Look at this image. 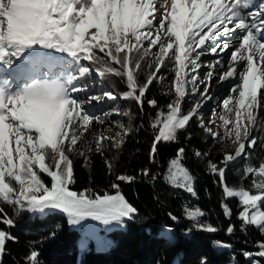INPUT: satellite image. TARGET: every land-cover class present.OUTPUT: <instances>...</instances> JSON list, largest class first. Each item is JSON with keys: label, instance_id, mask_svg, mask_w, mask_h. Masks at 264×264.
<instances>
[{"label": "snow or ice", "instance_id": "snow-or-ice-1", "mask_svg": "<svg viewBox=\"0 0 264 264\" xmlns=\"http://www.w3.org/2000/svg\"><path fill=\"white\" fill-rule=\"evenodd\" d=\"M254 3L255 0H160L158 7L157 0H0V63L10 67L26 47L35 45L67 53L77 62L76 71L63 82L37 81L14 95L0 87V201L12 205L18 213L47 214L58 210L71 225L98 221L107 226L135 219L138 210L124 197L117 182L111 184L114 194L100 195L90 189L77 192L70 188L75 184L73 153L85 157L87 162L93 153L103 155L108 143L115 149L122 148L127 136L137 130L128 111L123 115L130 118L129 123L126 126L117 121L120 131L115 137L91 130L93 121L101 124L104 121L85 105L107 103L117 97L111 92L92 95L88 85L81 82L93 73L99 77L114 74L127 84L128 91L122 98L136 101L141 110L153 81L166 86V94L175 96L156 112L151 122L156 133L150 153L153 161L157 144L175 141L177 133L186 129L194 118L207 135L218 138L223 147L233 149L225 153L223 166L209 160L208 169L220 178L224 197L239 199L242 229L251 225L264 234V210H261L264 160L259 167H245L244 176H252L250 188L224 183L229 162L248 155L246 146L264 149V122L258 121L259 111L264 107V40L261 39L264 3L249 12L248 17L243 14ZM237 30L241 35L227 65L219 59L213 61L202 78L200 57L205 52L216 56L227 52L233 47L229 38ZM209 42L213 46L209 47ZM145 67L146 80L140 83L138 73ZM165 67L173 73L167 85L164 75H157ZM214 78L218 82L236 81L222 101L219 120L223 134L213 132L209 126L217 123L215 110L207 124L201 114V109L212 99L209 88ZM200 85L204 86L202 90ZM189 94H199V99L184 111L182 104ZM147 103L152 108L158 107L155 99ZM112 112L120 113V109L113 108L103 115ZM250 129L260 135H251ZM85 134H90L92 139L78 148ZM184 153V148L178 149L176 158L169 161L164 180L196 196L195 177L182 163ZM195 155L207 154L197 151ZM106 163L112 173L113 164ZM41 174L50 183H45ZM143 174L147 176L148 171L144 170ZM134 179L116 175L119 182L131 183ZM222 207L230 218L231 209L227 204ZM184 212L199 229L217 231L210 224L200 223L204 215L201 209L185 206ZM169 216L176 219L171 213ZM2 222L9 226L14 223L6 216ZM170 231L165 230L164 238H170ZM233 231L230 224L227 233ZM9 239H13L9 233L0 231V257ZM214 244L228 246L219 241ZM258 246L261 251L257 255L264 257V242ZM243 255L248 258L252 254ZM37 256L36 251L31 252L30 264H37ZM201 264L206 261L202 260Z\"/></svg>", "mask_w": 264, "mask_h": 264}, {"label": "trees", "instance_id": "trees-1", "mask_svg": "<svg viewBox=\"0 0 264 264\" xmlns=\"http://www.w3.org/2000/svg\"><path fill=\"white\" fill-rule=\"evenodd\" d=\"M260 3H264V0H255L252 8L244 9L245 17L255 11ZM261 39L264 40V36ZM208 46L213 45L209 42ZM57 52L39 45L26 47L10 67L0 63V87L7 93H18L34 82L47 78L65 81L76 71L77 62L72 56H60ZM223 54L216 56L205 52L200 57V71L204 69L203 59L213 62ZM147 73L146 67L138 73L140 83L145 82ZM160 74L165 77V85L171 82L173 73L168 67L161 68L157 75ZM81 83L88 85V92L92 95L111 92L117 97L115 101L85 105L104 121L103 124L93 121V132L104 131L106 136L115 137L120 131L116 122L126 126L129 123L130 118L123 115L125 111L131 113L132 125L137 130L127 136L122 148L115 149L108 143V149L103 155L93 153L87 162L85 157L73 153L71 158L75 184L70 185V188L77 192L90 189L100 195L105 192L111 194L114 193L111 184L117 182L121 193L138 210V214L134 220H126L124 228L115 227L108 231L111 242L107 248H96L95 242L90 239L79 260L80 230L67 222L65 214L58 210L47 214L29 211L18 213L15 207L0 201V208H3V212H0V228L13 238L6 241L0 264H30L28 258L32 251L38 253L37 264H201L202 260L206 264H255V261L264 264V257L257 255L261 251L258 245L264 242V234L251 225L242 229V221L238 218L241 210L239 199L224 197L220 178L208 169L209 160L223 166L221 161L229 147H223L222 143L217 142L218 138L207 135L194 118L186 129L177 133L175 141H161L157 144L153 161L150 153L156 133L150 126L151 122L160 108H165L175 99L174 95L166 94L167 87L153 81L145 93V103L141 110L136 101L122 98L128 88L125 79L121 77L114 74L99 77L93 73ZM151 99L157 101V108L148 105L147 101ZM198 99L199 94L187 95L182 104L183 110L187 111ZM116 107L120 113L103 115ZM258 121L264 122V107L259 111ZM251 135L260 133L251 129ZM91 139L90 134H85L84 140L77 147L82 148L85 141ZM180 148L185 150L182 163L195 177L196 196L170 186L164 180L169 161ZM197 151L207 155L197 157ZM246 151L248 155L229 162L225 170L224 183L230 187L243 185L246 189L250 188L252 176L245 177L244 169L248 165L259 167L264 160V149L259 146L254 149H247L246 146ZM107 161L114 166L112 173L108 170ZM144 170L148 171L147 176L143 174ZM120 174L135 179L131 183L116 181V175ZM41 176L45 183H50L44 174ZM224 204L232 211L230 218L224 214ZM185 206L201 209L204 215L200 217V223L210 224L217 231L199 229L186 217ZM261 207L264 210V203H261ZM169 213L176 219H171ZM5 216L14 221L12 226L2 222ZM230 224L234 226L232 234L227 233ZM166 228L171 230L173 237L164 238ZM216 241L228 246H216ZM245 252L252 255L245 258Z\"/></svg>", "mask_w": 264, "mask_h": 264}, {"label": "rangeland", "instance_id": "rangeland-1", "mask_svg": "<svg viewBox=\"0 0 264 264\" xmlns=\"http://www.w3.org/2000/svg\"><path fill=\"white\" fill-rule=\"evenodd\" d=\"M159 3H160V0H157L158 7H159ZM239 35H241V34L238 32V30L232 34V36L229 38V43L231 45H233V47H230L227 50V52H225L219 58V60H221L222 63H224L225 65H227V62L229 61L231 52L234 50V46H236L238 44L237 37ZM57 54L60 56L61 55H69L67 53H62L59 51L57 52ZM211 63L212 62L207 58L202 60V64L204 65V69L202 71H200V76L202 78L204 77L205 72L208 71L207 65L211 64ZM214 76H215V73H214ZM44 80L60 81L59 79H56V78H54V79L47 78ZM235 82H236L235 80H231V79L229 81L218 82L217 79H215V78L211 81V87L209 88V91L212 95V99L209 100L204 105V107L201 109V114H202V117H203L205 123L207 124L208 121L213 118L212 112H213V110H215V112L217 114L215 117V119L217 120V123L215 125H209L212 128L213 132H220L221 134H223L222 121L219 120V115L223 112L222 101L229 96L230 89L232 88V86ZM203 87H204L203 85H200L201 90L203 89ZM20 92H22V91H20ZM10 93H8V94H10V95L16 94V93H14V91H10ZM250 131H251V129H250ZM227 143L230 144L231 141H227ZM228 151H232V148L229 147L227 150H225V153ZM174 158H176V156ZM111 194H114V193H111ZM261 210H263L262 207H261ZM71 226H74L80 230V237H79V246H80L79 260H80L82 254L84 253V249L87 247L88 241L90 239H93V241L95 242L96 248H99V249L107 248L111 242V238L108 235V231L112 228H115V227L124 228L126 226V220L123 224L114 223V224L107 225V226L101 224L98 221H84V222H82V225H71ZM166 229H169V228H166ZM0 231L7 232L6 230L1 229V228H0ZM170 237H173V234L171 231H170ZM255 264H260V263L255 261Z\"/></svg>", "mask_w": 264, "mask_h": 264}]
</instances>
